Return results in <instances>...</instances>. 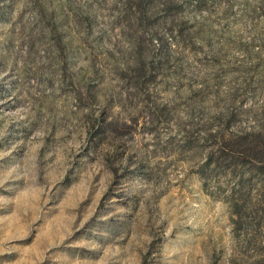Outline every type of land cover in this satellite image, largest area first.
<instances>
[{
	"label": "rangeland",
	"instance_id": "374dc122",
	"mask_svg": "<svg viewBox=\"0 0 264 264\" xmlns=\"http://www.w3.org/2000/svg\"><path fill=\"white\" fill-rule=\"evenodd\" d=\"M258 133L264 0H0V264H264Z\"/></svg>",
	"mask_w": 264,
	"mask_h": 264
},
{
	"label": "trees",
	"instance_id": "16d2710c",
	"mask_svg": "<svg viewBox=\"0 0 264 264\" xmlns=\"http://www.w3.org/2000/svg\"><path fill=\"white\" fill-rule=\"evenodd\" d=\"M250 137L252 138L250 144H252V147H249L248 145L243 144L242 146L237 145V148L235 151H233V156H228L224 159V161H226L227 159H230L233 161L234 167L233 169L237 168L239 166L238 162H235L234 160V156H236L237 160H241V159H247L249 160V162H247V164H255L254 167L257 168V170H262V173L264 174V168H258L257 167V163L260 162L261 164H263L264 166V133H258V134H254V135H250ZM212 156V157H211ZM210 156V159H208L207 162H205L203 164L204 168H208L210 169L212 167V169H216L219 167L218 162L220 157L218 156L217 158L215 157V155L213 156V154ZM215 157V158H214ZM264 181H262L263 183Z\"/></svg>",
	"mask_w": 264,
	"mask_h": 264
}]
</instances>
